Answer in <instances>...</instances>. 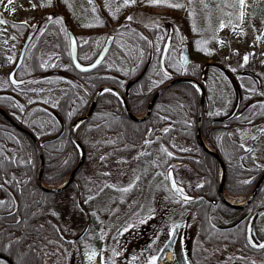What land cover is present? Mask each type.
Segmentation results:
<instances>
[{"label": "trees", "instance_id": "1", "mask_svg": "<svg viewBox=\"0 0 264 264\" xmlns=\"http://www.w3.org/2000/svg\"><path fill=\"white\" fill-rule=\"evenodd\" d=\"M195 1L159 0L154 4L146 0L147 7L165 11L154 22L142 25L122 14L112 15L97 0H35L25 21L3 18L15 40L28 32L30 23L36 25V42L27 47L15 71L16 81H0V264H46L47 256L62 261L69 257L73 263L77 251L88 242L101 246L98 192L107 188L114 167L133 162L135 173L129 183L115 187L121 196L109 216H115L126 199L141 192L148 171L166 173L172 168L176 176L174 162H182L200 177L184 185L194 196L191 201L172 194L184 204L193 203L192 218L198 226L192 242L197 239L201 249L205 245L216 251L223 246L235 248L236 254L264 264V246L253 247L246 237L248 224L254 223L256 228L258 220L264 221V178L243 206L233 207L221 199L220 164L196 137L198 83L177 80L169 84L145 117L135 119L127 112L128 108L132 114L142 115L156 89L173 77L201 82L204 102L199 129L204 142L225 165L223 192L241 201L253 189L264 167L258 164L254 147L242 142L239 131L263 123L260 133L264 135L261 81L230 67L228 53H220L212 34L198 29V21L192 19ZM68 27L77 29L81 62L96 54L105 31L114 35L100 65L84 72L74 68ZM166 42L161 67L159 56ZM182 42L192 51L186 65L177 57ZM255 58L248 57L250 62ZM144 68L142 76L127 86ZM257 68L250 72L261 78L262 68ZM213 82H221L229 90L227 110L222 113L209 109ZM104 84L118 88L126 102L113 90H102L91 113L74 127L73 138L71 122L86 112ZM76 141L84 150L82 163L65 187L52 190L79 161ZM41 158L40 183L44 187L37 179ZM174 241L173 235L161 251ZM173 251L174 264H186Z\"/></svg>", "mask_w": 264, "mask_h": 264}, {"label": "rangeland", "instance_id": "2", "mask_svg": "<svg viewBox=\"0 0 264 264\" xmlns=\"http://www.w3.org/2000/svg\"><path fill=\"white\" fill-rule=\"evenodd\" d=\"M33 1L35 0H13L9 5L8 0H2L0 19L20 18L25 21L23 18L33 10ZM97 1L112 15L122 14L139 25L154 22L165 11L163 7H147L144 5L146 0H135V3L127 4L125 0ZM194 4L196 9L192 13V19L198 21V29L212 34L220 53H228L230 67L261 81L264 95V0H196ZM209 14L210 17L207 18ZM33 27V23H30L28 30ZM73 31L76 34L77 29ZM35 33H32L27 47L35 44ZM107 33L104 32L102 42ZM25 35L15 40V33L5 24H0V81L7 80V74L13 67ZM190 53L192 51H189V55ZM179 54L180 47L177 57ZM250 54L256 56L253 63L248 59ZM253 65L256 68L260 65L262 68L261 78L250 72ZM16 76L17 73L14 72L13 77ZM210 91L215 97L210 96L209 109L213 113L227 110L225 102L228 101L229 90L221 82H213L210 84ZM262 126L263 123L246 126L239 131V135L245 145L254 147L256 160L264 167V135L260 133ZM174 167L177 171L174 177L183 190L186 183L200 179L185 163L174 162ZM135 169L134 162L114 167L107 188L98 192L97 206L102 213L99 227L101 246L96 248L92 244L94 242H88L77 251L73 263L69 257L62 261L56 256H47L46 264H152L154 261L157 264H174L172 252L167 255L161 252L163 245L173 235L177 257L185 259L187 264H250V260L254 264L259 262L258 259L249 260L236 254L235 248L233 250L223 246L216 251L206 245L201 249L197 239L195 243H190L198 226L197 221L192 218L193 203L184 204L174 198L167 185L166 173L156 169L148 171L144 176L141 192L126 199L115 216H109L121 196L117 186L129 183ZM230 200L238 202L237 199ZM59 202L63 204V199L59 198ZM255 234L259 239L264 238V221L261 219L256 222Z\"/></svg>", "mask_w": 264, "mask_h": 264}, {"label": "water", "instance_id": "3", "mask_svg": "<svg viewBox=\"0 0 264 264\" xmlns=\"http://www.w3.org/2000/svg\"><path fill=\"white\" fill-rule=\"evenodd\" d=\"M32 33H33V29L29 30L26 35H25V38L22 42V45L19 49V53L17 55V58H16V61L14 63V66L10 69V71L8 72V79L11 81V82H15V79L13 78V73L14 71L16 70V68L21 64L22 60H23V57H24V54H25V51H26V48L29 44V41H30V38L32 36ZM67 34H68V51H69V57H70V61L72 63V65L74 66V68L78 71H81V72H84V71H90L94 68H96L98 65H100L102 63V61L105 59V57L107 56V54L109 53L110 49H111V46H112V43H113V39H114V35L112 33H107L103 42L101 43V46L100 48L98 49V51L96 52V54L87 62H81L80 59L78 58V55H77V38H76V35L75 33L73 32V30L71 28H67ZM166 47H167V43L164 44L163 46V49L160 53V56H159V64L161 67L164 66V56H165V51H166ZM189 50H188V47H187V44L185 42H182L181 43V46H180V55H179V61L182 65H186L189 61ZM146 68H144L142 70V72L137 76L135 77L132 81H129L127 83V86H129L130 84H132V82L136 81L137 79H139L142 74L144 73ZM177 80H190L194 83H198V86H199V89H200V99H199V109H198V118H197V129H196V137H197V140L198 142L208 151L210 152L211 154L214 155V157L218 160L219 164H220V171H221V175H220V180H219V185H218V194L219 196L221 197V199L227 203L228 205L230 206H233V207H240V206H243L245 204H247L251 199L252 197L254 196L255 192L258 190L263 178H264V170L263 172L261 173V175L258 177L253 189L251 190V192L249 193V195L241 202H233L231 200H229L225 195H224V192H223V180H224V169H225V165L222 161V159L220 158V156L214 152L205 142L204 140L202 139V136H201V133H200V129H199V124H200V118H201V114L203 112V102H204V87H203V84L201 82H197L195 80H191L187 77H184V76H177V77H173L169 80H167L166 82H164L162 85H160L156 91L153 93L151 99L149 100L148 104H147V107H146V110H145V113L142 115V116H136L134 114H132L129 109L127 108V112L131 115V117L135 118V119H138V118H141V117H145L152 105H153V102L155 101L156 97L159 95V93H161L163 91V89H165L169 84L177 81ZM104 89H110V90H113L114 92L118 93L120 96H121V99L123 101V103H125V97H124V94L118 89L116 88L114 85H111V84H104L102 85L101 87H99L97 89V91L95 92L93 98H92V101L88 107V109L86 110V112L78 117H76L70 124V132H71V136L74 138V135H73V130H74V127L76 126V124L86 118L92 111L93 107H94V104H95V101H96V97L97 95ZM22 130H24L25 132H27L33 139H34V136L27 130H25L24 128L21 127ZM35 140V139H34ZM78 146H79V149H80V158H79V161L77 162V164L71 169L67 179L64 181V183H62L61 185L59 186H56L54 188H52V190H56V189H61L63 187H65L69 182L70 180L72 179L76 169L80 166V164L82 163V160H83V157H84V150H83V147L82 145L76 141ZM41 167H42V158L40 160V168H39V173H38V181L40 183V170H41ZM166 180H167V185H168V188L172 191L173 195L177 196L178 198L180 199H183V200H191L193 198V196L191 194H188L186 193L185 191H183L180 186L178 185V183L176 182L175 178H174V174H173V170L172 168H168L167 171H166ZM41 184V183H40ZM41 186H43L41 184ZM44 187V186H43ZM48 189V188H47ZM254 225H252L251 227L253 228ZM250 230V227L248 228L247 231ZM255 247H262L264 246V239H258L257 240V243L254 244Z\"/></svg>", "mask_w": 264, "mask_h": 264}, {"label": "flooded vegetation", "instance_id": "4", "mask_svg": "<svg viewBox=\"0 0 264 264\" xmlns=\"http://www.w3.org/2000/svg\"><path fill=\"white\" fill-rule=\"evenodd\" d=\"M248 225H250V224H248ZM248 225H247V227H246V237H247V239H248V241L252 244V246L257 242V240L255 239V237L252 235V231L251 230H249V231H247L248 230ZM192 240H194V237L192 238V236H191V239H190V243H191V241ZM172 246H169V244L168 245H166L167 246V248H165V249H163V251H161L163 254H165V255H167L168 253H173V255H174V251H173V248H174V245L173 244H171ZM169 246V247H168ZM175 249V248H174ZM173 260L175 261V259H174V257H173ZM187 264V263H186Z\"/></svg>", "mask_w": 264, "mask_h": 264}, {"label": "snow or ice", "instance_id": "5", "mask_svg": "<svg viewBox=\"0 0 264 264\" xmlns=\"http://www.w3.org/2000/svg\"><path fill=\"white\" fill-rule=\"evenodd\" d=\"M0 2H2V0H0ZM129 2H131V3H135V0H125V3L127 4V3H129ZM149 2L150 3H159V0H149ZM13 3V0H8V4L10 5V4H12ZM7 7V6H6ZM129 19H131V18H129ZM6 23V21H4V20H2V19H0V24H5ZM245 59H247V58H245Z\"/></svg>", "mask_w": 264, "mask_h": 264}]
</instances>
